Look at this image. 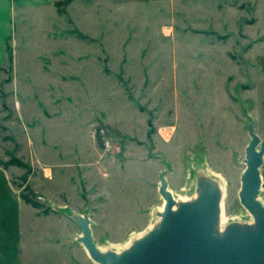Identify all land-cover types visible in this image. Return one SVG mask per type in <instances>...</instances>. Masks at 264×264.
Segmentation results:
<instances>
[{
  "label": "rangeland",
  "instance_id": "1",
  "mask_svg": "<svg viewBox=\"0 0 264 264\" xmlns=\"http://www.w3.org/2000/svg\"><path fill=\"white\" fill-rule=\"evenodd\" d=\"M55 3L0 55V166L35 211L24 264H96L80 215L100 249H125L160 220L162 174L189 199L201 176L223 182L225 227L252 223L239 191L250 123L264 139V0ZM55 117L83 143L41 157Z\"/></svg>",
  "mask_w": 264,
  "mask_h": 264
},
{
  "label": "water",
  "instance_id": "2",
  "mask_svg": "<svg viewBox=\"0 0 264 264\" xmlns=\"http://www.w3.org/2000/svg\"><path fill=\"white\" fill-rule=\"evenodd\" d=\"M246 168L239 197L252 223L234 222L221 228L222 190L217 179L203 175L196 195L176 201L161 175L164 198L160 220L121 251L102 250L94 240L88 216H76L82 230L78 240L99 264H264V202L260 198V167L264 139L249 124Z\"/></svg>",
  "mask_w": 264,
  "mask_h": 264
},
{
  "label": "crops",
  "instance_id": "3",
  "mask_svg": "<svg viewBox=\"0 0 264 264\" xmlns=\"http://www.w3.org/2000/svg\"><path fill=\"white\" fill-rule=\"evenodd\" d=\"M55 2L56 0H0V55H9L10 41L16 42L20 29L31 20L32 14L40 16L56 11ZM257 48L262 50L257 59L264 72V42ZM46 122L49 135L45 139L48 145L39 144V156L53 153L57 157L60 152L71 153L80 148L83 138L78 134L76 125L73 130L72 122L67 119L64 122L59 117L49 118ZM43 162L49 166L57 163ZM34 212V208L22 198L9 179L7 171L0 166V264H24L25 237L28 236Z\"/></svg>",
  "mask_w": 264,
  "mask_h": 264
},
{
  "label": "bare ground",
  "instance_id": "4",
  "mask_svg": "<svg viewBox=\"0 0 264 264\" xmlns=\"http://www.w3.org/2000/svg\"><path fill=\"white\" fill-rule=\"evenodd\" d=\"M208 174L210 173V172H207ZM219 181V180H218ZM219 186H220V188H221V190H222V199H223V196H224V191H225V187H224V184H223V182H219ZM174 197H175V199H176V201H179V199H181L180 201H185V200H188L189 198H188V196H187V194H186V196H179V197H177L175 194H174ZM260 198H261V200H263V198H262V195H260ZM264 201V200H263ZM164 206V205H163ZM163 206L160 208V210H162L163 209ZM250 213V212H249ZM251 216V215H250ZM226 220H227V217L225 216V213H224V208H223V200L221 201V213H220V224H221V228L223 229L224 227H225V223H226ZM143 235V233H141L138 237H141ZM137 237V238H138ZM96 262V261H95ZM96 264H99L98 262H96Z\"/></svg>",
  "mask_w": 264,
  "mask_h": 264
},
{
  "label": "built area",
  "instance_id": "5",
  "mask_svg": "<svg viewBox=\"0 0 264 264\" xmlns=\"http://www.w3.org/2000/svg\"><path fill=\"white\" fill-rule=\"evenodd\" d=\"M100 133L102 134L103 136V143L104 145L109 148L111 146V140L105 136V129L104 128H101L100 130ZM260 175H261V193L264 192V162L262 164V166L260 167Z\"/></svg>",
  "mask_w": 264,
  "mask_h": 264
},
{
  "label": "trees",
  "instance_id": "6",
  "mask_svg": "<svg viewBox=\"0 0 264 264\" xmlns=\"http://www.w3.org/2000/svg\"><path fill=\"white\" fill-rule=\"evenodd\" d=\"M26 201H29V200H26Z\"/></svg>",
  "mask_w": 264,
  "mask_h": 264
}]
</instances>
